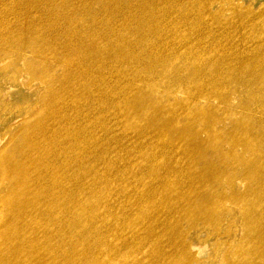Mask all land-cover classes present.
<instances>
[{
    "label": "rangeland",
    "instance_id": "rangeland-1",
    "mask_svg": "<svg viewBox=\"0 0 264 264\" xmlns=\"http://www.w3.org/2000/svg\"><path fill=\"white\" fill-rule=\"evenodd\" d=\"M215 1L186 0L182 2L186 10L175 9L162 17L168 28L176 30L169 38L134 34L119 50L108 48V41L100 39L92 51L93 64L65 92L57 89L61 70L45 62L52 59L41 60L44 64L28 50L0 65V122L28 117L21 124L4 123L3 127L22 131L44 108H64L73 114L67 120L60 118L70 142L68 151L75 138L80 140L84 166L105 178L99 187L108 195L100 213L105 223L101 232L107 231V237L95 239L94 248L102 245L98 253L106 264H131L133 252L151 264H222L219 260L229 246L234 250L244 237L250 208L245 206L243 211L228 199L241 196L249 184L246 187L239 179L241 165H236L231 152L241 153L243 148L235 149L231 134L242 121L237 107L254 89L242 88V97L234 95L242 72H231L229 66L216 71L200 65L209 63L210 55L225 45H233L236 52L244 49L227 36L233 29L236 36L250 30L249 24L239 27L248 20L243 15L260 9L264 0H225L224 7L220 3L202 7ZM157 3L159 8L168 7L165 0ZM187 22L197 25L190 35L185 33ZM188 36L191 42L185 47L183 38ZM77 58L87 61L88 53ZM190 63L200 65L192 70ZM62 93L74 96V101L60 100ZM223 94H229L232 106L222 103ZM88 143L91 149L85 150ZM14 146L8 145L6 154ZM9 191V187L3 189L5 194ZM149 220L157 222V230L153 237L147 236L150 230L143 235L142 249L134 246L135 240L121 241L124 235L136 233L132 230L139 222ZM12 225L24 227L16 217ZM215 227L219 236L212 231ZM169 255L173 258L166 261ZM133 264H139V256Z\"/></svg>",
    "mask_w": 264,
    "mask_h": 264
},
{
    "label": "bare ground",
    "instance_id": "bare-ground-1",
    "mask_svg": "<svg viewBox=\"0 0 264 264\" xmlns=\"http://www.w3.org/2000/svg\"><path fill=\"white\" fill-rule=\"evenodd\" d=\"M159 1L163 0H0V65L15 55L22 57V51L28 50L36 60L52 59L45 62L51 69L61 70L57 89L65 92L75 86L80 72L93 64L96 55L92 51L100 39L108 41V48L119 50L134 34H151L154 39L174 36L176 30L168 28L162 17L175 9L186 10L188 6L182 3L186 0H165L167 8H159ZM224 1L216 0L202 7L216 3L224 7ZM243 16L248 20L240 22L239 27L247 28L249 24L250 30L236 36L233 29L227 36L238 41L243 50L232 51L233 45H225L210 55L209 63L189 64L192 70L197 65L216 71L229 66L231 72H242L237 76V87L232 90L234 95L241 96L242 88L254 89L237 107L242 121L240 124L238 121V128L231 134L235 149L243 148L241 153L231 152L232 159L241 165L237 170L239 179L249 187L241 196L228 199L242 206L243 211L248 206L250 213L244 225V237L234 250L229 246V251L219 260L222 264H264V196H261L264 192V5ZM139 24L143 27L139 28ZM184 26L187 35L197 28V25L191 27L190 22ZM183 39L186 47L191 42L190 36ZM194 49L195 46L189 51ZM86 53L87 61L77 58ZM71 66L76 68L73 70ZM211 92L205 94L211 95ZM63 93L60 100L74 101V96ZM229 94H223L221 99L222 103L232 106ZM35 114L36 123L22 131L2 125L21 124L28 119L26 116L0 122H3L0 125L3 128L0 133V264H106L98 253L102 245L94 248L95 239L101 241L107 237V231L101 232L105 223L100 213L108 195L104 196L99 187L100 180L105 178L84 166L80 140L75 138L77 142L68 151L70 142L65 139V124L60 121L61 117L71 116L67 109L46 111L44 108ZM11 143L15 144L14 149L6 154ZM86 149H91V144ZM5 187L10 188L7 194L3 192ZM106 189L108 192L107 184ZM147 211L138 216L139 221ZM15 217L24 227L14 229ZM149 230L147 236L153 237L157 222H139L136 231L132 230L136 233L124 235L121 241L135 240L134 246L142 249L143 235ZM212 231L220 235L217 227ZM135 256H139V264H151L135 252L129 256L131 264ZM172 258L169 255L165 260Z\"/></svg>",
    "mask_w": 264,
    "mask_h": 264
}]
</instances>
